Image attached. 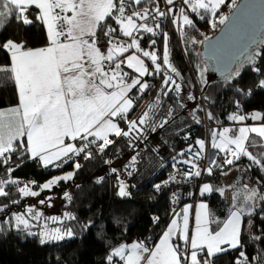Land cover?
<instances>
[{
    "label": "snow or ice",
    "instance_id": "snow-or-ice-1",
    "mask_svg": "<svg viewBox=\"0 0 264 264\" xmlns=\"http://www.w3.org/2000/svg\"><path fill=\"white\" fill-rule=\"evenodd\" d=\"M164 3L168 6L166 9L161 8L160 0H0V31L6 29L5 21L14 20L24 26L39 22L45 26L48 39L47 46L39 48L27 47L24 41L12 39L0 43V51H4L9 60L7 64H0V74H7L0 78V84L11 83L17 89L18 96L16 106L6 111L0 110V167L9 176L15 171L11 166L13 153L38 160L45 168L49 165L61 167L73 156L92 159V145L103 153L116 143L110 138L112 136L130 137L134 130L142 133L140 126L151 120L153 108L149 106L138 120L130 119L128 114L137 106L139 96L152 87L144 80L146 76L154 78L162 75L161 92L164 95L175 93L179 102L183 89L176 78H182V74L170 59L169 37L163 31V21L171 20L178 24L185 42L194 46L201 41L187 36L185 28L195 29V21L189 13L200 19H204L205 15L211 16L213 28L217 23L226 24L230 17L220 15L217 20V12L226 0H182L184 7L180 8L175 7L177 0H164ZM232 4L235 8L236 0H232ZM98 31L107 45L104 51L99 46ZM243 32L242 29L241 35ZM145 34L149 35L151 50H145L141 45ZM161 35L164 39L163 51L158 54L156 40L152 37ZM122 37L129 40L125 42ZM208 39L205 37V40ZM130 50L131 54L125 56ZM257 56L264 61V54L251 49L249 42L236 52H226L218 63L228 71L226 79L229 80L238 79L241 69L248 65L250 71L261 77L258 87L264 88V63L255 64ZM144 58L154 66L151 70ZM124 65L132 72L124 70ZM197 67L200 68L202 83H206L203 77L208 68ZM237 92L251 95L250 90L244 91L242 88H237ZM188 99L195 100V97L189 95ZM205 99L210 100L209 97ZM235 103L237 108L241 107L238 101ZM205 114L209 120L216 119L210 111ZM168 115L171 116V111ZM192 119L197 124L201 123L196 112L192 113ZM248 119L261 123L235 129L224 127L222 131L210 132V146L222 154L221 160L214 157L210 164L201 168L195 161L202 158L206 141L198 139L195 143L199 148L195 152L190 147L188 153L178 154L183 159L177 161L173 157L174 168L179 163L190 165L188 170L177 168V175L170 176L163 184L154 185L155 190L160 191L170 183L180 184L200 177L203 172L212 175L217 169L237 166L242 158L249 162V168L254 167L264 173V114L258 111L251 114L238 112L230 116V120L236 123H244ZM121 121L126 122L127 129L120 126ZM167 123L168 120L164 119L158 127L163 128ZM249 134H255L258 139H250ZM66 140L69 142L66 143ZM77 141L79 146L75 143ZM73 166L77 171L82 167L75 161ZM117 171L112 169L113 173ZM74 175L75 172H69L50 179L40 186L41 191L52 189L61 181L72 180ZM98 182H103V178ZM17 183L16 179H0V197L9 196L6 185ZM126 187L121 180L118 187L121 198L130 196ZM18 191L24 197H38L41 194L28 185L19 187ZM213 191L223 195L225 189L204 184L201 195ZM173 195L178 202L179 196ZM65 199L71 200V196L65 194ZM40 203L46 201L41 200ZM262 205L264 190L247 186L244 187L243 196L237 192L233 197L229 213L223 220L210 216L208 205L202 202L191 235L189 205L182 209V214L173 213L176 218L171 219L157 244H121L106 256L107 264H215L218 256L232 251L238 253L234 264H264V251L250 258L244 250L245 239L264 243V229L260 235L253 234V218L259 215L258 208L264 211ZM3 210L0 208V212ZM181 217L182 224L177 219ZM42 219V225L33 223ZM65 219L74 221L77 218L66 213ZM158 219L153 218L154 222H158ZM261 219L264 220V217ZM49 220L60 226L50 228ZM6 223L8 228L17 232L38 236L41 243L59 242L75 236L64 220L55 216L44 217L43 213L32 207L25 212L12 213V219ZM212 225L216 227L213 229ZM89 226L91 222L84 225L85 228ZM37 227L41 230L36 231ZM5 230L3 222H0V232Z\"/></svg>",
    "mask_w": 264,
    "mask_h": 264
},
{
    "label": "trees",
    "instance_id": "trees-1",
    "mask_svg": "<svg viewBox=\"0 0 264 264\" xmlns=\"http://www.w3.org/2000/svg\"><path fill=\"white\" fill-rule=\"evenodd\" d=\"M240 1L236 0V5ZM234 9L232 0H226L225 5L217 12V20L220 15L230 17ZM189 14L195 21V29L185 28V31L189 38L194 37L201 41L197 45L186 43L181 33L179 40L173 29L171 30L170 24L165 21L162 23L163 31L167 32L169 37L170 59L182 74V78H176L183 89L179 102L175 93L164 95L161 92L162 75L158 74L154 78L148 76L146 80L152 87L139 96L137 106L128 114L130 119L138 120L148 111L149 106L153 108L150 113L151 120L140 126L143 129L142 133L134 130L130 137L112 136L111 139L116 143L103 153H99L96 145H92V159L78 157L74 160L82 165L78 171L74 168L73 161L61 170H52L43 168L37 160H31L27 155L17 156L15 153L11 162L15 171H12L10 176L3 167H0V179H24L27 185L34 189H38L42 183L62 171L73 170L75 172L73 179L61 181L52 192L62 195L71 190V200L60 208L77 218L74 221L64 220L65 224L72 228L75 236L59 242L41 243L38 236L8 228L6 222L12 219V213L23 211L22 207L28 200L19 193V187L6 185L9 196L0 197V206L4 209L0 212V222H3L6 229L0 232V264H107L106 256L121 244L142 242L153 245L172 218L170 192L178 190L188 200L196 189V184L187 183L165 189L160 194L154 191V185L175 169L173 157L179 161L183 159L178 155L180 152L188 153L190 147L195 152L199 148L195 141L205 139V120L212 126L231 123L230 116L237 113L236 101L241 106L242 114L257 111L264 114V88L258 87V81L261 79L259 75L245 65L238 79H226L228 72H221L212 59L203 56L205 37L215 36L224 24L217 23L213 28L211 16L205 15L204 19H200L195 14ZM108 22L111 23V20ZM5 23L6 29L0 31V43L12 39L24 41L26 46L31 48L44 47L48 44L46 30L39 22L27 26L14 20ZM152 39L156 40L157 53L162 54L163 36ZM141 42L148 46L149 35L145 34ZM100 46L105 48L104 41ZM251 49L264 54V30ZM8 62V55L0 51V64ZM261 63L264 61L257 56L255 64ZM198 65L208 68L203 77L206 83L201 81ZM6 75L0 74V78ZM237 88L250 90L251 95L245 96L237 92ZM189 95L194 96L195 100H189ZM205 97H209L210 100ZM17 103V89L11 83L0 84V109L15 106ZM169 111L171 116L168 115ZM207 111L212 112L216 119L209 120L205 114ZM193 112H196L201 123L197 124L192 119ZM164 119H167L168 123L163 128L158 127ZM120 126L127 129L126 122L121 121ZM253 138L258 139L251 137ZM217 159L221 160L222 155H218ZM113 168L118 171L113 173ZM232 171L235 174L229 195L225 192L221 195L217 191L208 200L210 216L218 220L227 217L233 197L237 192L243 196L245 186L264 190V173L254 167L249 168V162L243 158L237 162V166H226L223 170H215L212 175L206 174L203 183L208 181L220 183L224 175ZM120 172L129 176L130 196L124 198L118 195ZM101 177L103 182H98ZM14 200L17 203H12ZM257 211L259 215L253 218L254 235H260L264 229V220L261 219L264 217V211L259 208ZM154 217L159 218L158 222H154ZM89 222L91 226L85 228L84 225H88ZM212 227L214 229L216 225ZM244 244V250L250 258L257 252L264 251V243L261 241L245 239ZM237 255L236 251L221 254L216 258L215 264H234Z\"/></svg>",
    "mask_w": 264,
    "mask_h": 264
},
{
    "label": "water",
    "instance_id": "water-1",
    "mask_svg": "<svg viewBox=\"0 0 264 264\" xmlns=\"http://www.w3.org/2000/svg\"><path fill=\"white\" fill-rule=\"evenodd\" d=\"M263 30L264 0H241L230 15L229 21L215 36L204 42L203 56L212 59L221 72L227 73L218 60L226 52H236L249 42L252 48Z\"/></svg>",
    "mask_w": 264,
    "mask_h": 264
},
{
    "label": "built area",
    "instance_id": "built-area-1",
    "mask_svg": "<svg viewBox=\"0 0 264 264\" xmlns=\"http://www.w3.org/2000/svg\"><path fill=\"white\" fill-rule=\"evenodd\" d=\"M160 6H161L162 9H166L168 7L164 3V0H160ZM175 7L176 8L184 7V5L182 3V0H177V3L175 5ZM164 21L168 22L172 26L177 38L180 40L179 25L172 23L171 20H164ZM97 35L99 37V43L104 41V37H103V35L101 33H98ZM157 37H159V36H157ZM122 40L127 42L129 40V38H123L122 37ZM236 110H237V113L238 112L240 113L241 109L237 108ZM249 114H251V113H249ZM230 125H231V123L217 125V126H212V125H210L208 123L207 120H205V124H204V127H205V139L204 140L206 141V148H205V150L202 153V158H200L197 161H195V162H197L199 164V166L201 168H204V167H206L209 164L208 154H209V150L212 149L211 146H210V132L212 130H215L216 128L226 127V126H230ZM77 158L78 157L73 156L71 161H69L67 163H64L63 165H66V164L76 160ZM189 167H190V165L178 164L173 171H171L164 179H162L161 181L157 182L156 184H163L165 181L169 180L170 176L177 175V168H179L181 171H186V170H188ZM206 174H207L206 172H203L200 177H193L191 180L182 182L180 184H172V183H170L167 187H162L160 191H156L155 188L154 187L153 188H154V191L157 194H160L161 192H163L165 189H168V188H173V187L184 185V184H187V183L196 184V189L192 192V196L188 200H186L182 196L180 191H178V190H174V191L170 192L169 200H170L171 205H172V215H173V213L174 212H178L185 203H187V202L196 203L200 199L199 190H200V187H201V185L203 184V182L205 180ZM180 178L183 179V177H180ZM16 180L18 181V183L16 185H14V186L23 187L24 185H27V182L24 179H16ZM174 193L179 196L178 202L176 201V197L173 195ZM209 198L210 197H208L207 200H209Z\"/></svg>",
    "mask_w": 264,
    "mask_h": 264
},
{
    "label": "rangeland",
    "instance_id": "rangeland-1",
    "mask_svg": "<svg viewBox=\"0 0 264 264\" xmlns=\"http://www.w3.org/2000/svg\"><path fill=\"white\" fill-rule=\"evenodd\" d=\"M171 26V25H170ZM171 30L173 29L172 26L170 27ZM174 31V30H173ZM181 33V32H180ZM181 35V34H180ZM177 37V36H176ZM147 59V58H146ZM146 78V77H145ZM144 78V80L147 82V80ZM232 124V123H231ZM232 125L230 126H226V127H231ZM217 129V128H216ZM210 152H211V149L209 150V154H208V157H210ZM69 172H73V170H69V171H65L63 173H58L56 174L53 178L57 177V176H61V175H65L66 173H69ZM235 172H228L224 175L223 179L221 180L220 182V185L222 184L224 189H226L225 191H228V190H231L232 188V178L234 176ZM51 178V179H53ZM119 182L122 180L124 181V183L126 184V190L128 191V178L129 176L124 172H120L119 173ZM49 181V180H48ZM46 181V182H48ZM44 182V183H46ZM42 183V185L44 184ZM204 184H209V185H212L214 186L215 188H217L218 186L216 184H213L211 181H208V182H205L203 183ZM60 185V183H59ZM201 185V186H203ZM29 186V185H28ZM30 187V186H29ZM57 186H53L52 189H49V190H42L41 191V188L39 187L38 189H34L32 188V190H35V191H40V196L38 197H27V200H28V203H26V205H24L22 208H23V211L21 212H25L27 208L29 207H32V208H35L37 210V212L39 213H43V216L44 217H58L62 220H65V214L67 212H65V209L63 208H60L61 205H63L64 203H67L68 200L65 199V194H68L70 195V192L71 190H67L64 194L62 195H59V193L57 192H52ZM51 191V193H49ZM49 197L51 198L49 200ZM41 200H45L46 203L44 204H41L40 201ZM1 208V206H0ZM33 223H38L39 225H42L43 224V219L40 221V222H33ZM48 224H49V227H57V226H60L59 224H53L51 222V220L48 221ZM36 231H39L41 230L39 227H37V229H35Z\"/></svg>",
    "mask_w": 264,
    "mask_h": 264
},
{
    "label": "crops",
    "instance_id": "crops-1",
    "mask_svg": "<svg viewBox=\"0 0 264 264\" xmlns=\"http://www.w3.org/2000/svg\"><path fill=\"white\" fill-rule=\"evenodd\" d=\"M34 14V13H33ZM69 15H71V13H69ZM44 26V25H43ZM44 28H45V26H44ZM45 30H46V28H45ZM47 33V32H46ZM98 33H99V31H98ZM97 33V34H98ZM145 36V35H144ZM143 36V37H144ZM141 42V41H140ZM101 43V42H100ZM100 43H99V46H100ZM141 45H142V47L143 48H145V50H151L150 48H149V45L148 46H144V44H142V42H141ZM47 46V45H46ZM106 47H107V45L105 46V48L104 47H102V46H100V48H101V50L102 51H104L105 49H106ZM128 54H131V50H130V52L129 53H125V56H127ZM143 58V57H142ZM145 59V62H146V64L149 66V69L151 70L154 66L153 65H150L151 63H150V61H148L146 58H144ZM124 67V70H126V71H128V72H132V70L131 69H127L126 68V65H124L123 66ZM147 77L148 76H146V78L145 79H147ZM18 104V103H17ZM16 106V105H15ZM10 107H8V108H3V109H0V110H7V109H9ZM232 124V126L230 127V128H233V129H235V128H238V127H241V126H245V125H248V126H253V125H259L261 122L260 121H253V120H251V119H248V120H246L244 123H236V122H231ZM224 127H221V128H217V129H215L216 131H222V129H223ZM250 135V139H251V137H256L255 136V134H249ZM111 138V137H110ZM25 139V141H26V137L24 138ZM66 143H68L69 141H65ZM76 144H77V146H79V141H77V142H75ZM218 155H222V154H220L219 153V151H218V149H211V152H210V157H209V164L212 162V159L215 157L216 159H217V157H218ZM31 160H33V159H31ZM218 160V159H217ZM38 161V160H37ZM39 162V161H38ZM40 163V162H39ZM41 164V163H40ZM41 166L43 167V168H45L42 164H41ZM65 167V165H62L61 167H53V166H51V165H49L47 168H50V169H52V170H61L62 168H64ZM63 172H65V171H62L61 173H63ZM60 173V174H61ZM213 184H216L218 187H217V189H220V188H223L224 189V187H223V185L221 184L220 185V183H214V182H212ZM203 185V184H202ZM202 187L203 186H201L200 187V190H199V195H200V199L196 202V203H190V202H187V203H185L182 207H181V209L177 212V213H181L182 214V209L184 208V207H187V206H191V208H190V211H189V234L191 235V234H193V232H194V229H195V218H196V215H197V213H199L200 212V209H199V204L200 203H205V204H207L208 205V211H209V213H210V208H209V201L207 200V198L208 197H211L215 192H217V191H213V192H211V193H204L203 195H201V190H202ZM226 190V189H225ZM227 195H229V190L228 191H224ZM173 218H176V217H174V215H172V218L171 219H173ZM178 219V223H180V224H182L183 223V220H182V217L181 218H177ZM171 221V220H170ZM170 221H169V223H168V225H167V227L169 226V224H170ZM166 227V228H167ZM166 228H165V230H166ZM164 230V231H165ZM163 231V232H164ZM162 232V233H163ZM162 237V234L159 236V238L157 239V241L153 244V245H155V244H157L158 242H159V239ZM134 243H137V242H134ZM181 243H182V241H181ZM132 244V243H131ZM131 244H128V245H131ZM115 260L116 261H118V258H115ZM121 264H122V262H121Z\"/></svg>",
    "mask_w": 264,
    "mask_h": 264
}]
</instances>
